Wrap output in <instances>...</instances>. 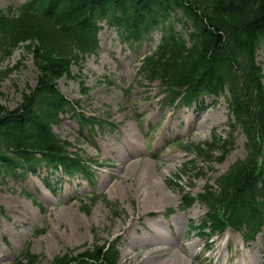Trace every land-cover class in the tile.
<instances>
[{
  "label": "rangeland",
  "instance_id": "rangeland-1",
  "mask_svg": "<svg viewBox=\"0 0 264 264\" xmlns=\"http://www.w3.org/2000/svg\"><path fill=\"white\" fill-rule=\"evenodd\" d=\"M23 1L0 0V14L12 16L14 9L10 8ZM159 37L155 30L140 46L130 47L119 40L113 27L105 25L97 53L81 61V69L73 64L70 75L57 80L76 110L98 115L114 126L96 127L93 133L85 127L81 132L79 122L70 114L53 125L58 137L69 143L67 150L82 149L85 157L100 163L91 166L94 184L81 176H61L54 171L50 181L60 179L52 191L41 180L43 170L40 175L29 173L19 179L0 176V264H15V256L27 242L39 257L37 264H48L65 251L77 254L95 239L102 243L115 237L119 238V264H218L212 246L203 252L199 222L206 207L195 202L185 212L177 209L182 193L198 194L207 182L245 155V136L236 127L234 147L223 162L211 165L203 161L194 145L207 141L212 131L221 138L227 136L228 108H224L223 98L217 104L206 98L191 108L175 110L157 102V82L149 83L139 75L137 65L144 52L155 48ZM28 42H21L14 54L0 62V104L8 108L18 105L23 92L35 85L37 70L30 51L34 41L32 47ZM256 59L264 70V39ZM205 115L208 118L203 124L200 121ZM153 128V156H144V134ZM161 180L171 196L164 202L158 193L153 195L155 188L163 189ZM91 192L102 195L86 214L81 206L88 204ZM149 192L152 205L147 211L140 205L148 202L145 195ZM109 203L119 214L111 212ZM168 207L175 213L167 211ZM37 228L44 232L37 236ZM182 245H188L190 252H183ZM212 245L223 253L222 264L242 263L226 260L230 256L225 240ZM255 264L264 262L255 260Z\"/></svg>",
  "mask_w": 264,
  "mask_h": 264
},
{
  "label": "trees",
  "instance_id": "trees-1",
  "mask_svg": "<svg viewBox=\"0 0 264 264\" xmlns=\"http://www.w3.org/2000/svg\"><path fill=\"white\" fill-rule=\"evenodd\" d=\"M39 1L43 3H29L15 18L0 17V53L10 50L11 54L20 41L34 37L37 43L32 54L38 68L36 86L23 94L17 109L0 104V146L5 144L21 156V166L32 162L29 158L39 151L49 159H60L68 174L87 173L78 155L70 159L64 155V145L51 130L56 112L65 105L53 82L68 70L72 59L93 51L99 28L96 21L101 16L109 13L108 20L117 26L122 38L133 43L158 25L164 26L171 12L180 10L182 23L193 27L190 46L170 25L157 49L145 55L140 70L150 81L159 79L168 105L189 102L203 93L229 91L232 118L227 139L220 143L214 137L206 149L199 150L209 162L221 160L233 146V132L240 126L246 135L247 155L217 178V190L206 184L199 196L208 205L206 216L215 227L224 221L243 223L246 213L255 210L260 197L264 198V184L262 193L258 187L264 182V168L258 164L264 141V87L255 62L264 37V0ZM211 144H220V155L215 159L208 155ZM1 154L0 167H4L3 162L9 167L10 159ZM82 256L97 264H118L119 258L115 243L107 246V241L92 244L78 258ZM26 259L19 264H35L37 256L29 252ZM73 260L66 252L50 264Z\"/></svg>",
  "mask_w": 264,
  "mask_h": 264
},
{
  "label": "bare ground",
  "instance_id": "bare-ground-1",
  "mask_svg": "<svg viewBox=\"0 0 264 264\" xmlns=\"http://www.w3.org/2000/svg\"><path fill=\"white\" fill-rule=\"evenodd\" d=\"M128 142L131 143V144H134V142H132V140H128ZM161 183H162V185H163V189L160 188V187L155 188V189L153 190V195L158 193V195H159L162 199H164V200L162 201V202H164V201H166V200L171 199V196H169V195H170L169 192H166V187H165V183L163 182V180H161ZM151 195H152L151 192H149V193H147V194L145 195V198L148 199V202L144 203V201H141V205H140V207H143V208H144L145 210H147V211H149V210H148V207H149L150 205H152V202H151ZM167 195L169 196L168 198H167ZM182 250H183V252H185V253H189V252H190V247H189L188 245H182Z\"/></svg>",
  "mask_w": 264,
  "mask_h": 264
}]
</instances>
